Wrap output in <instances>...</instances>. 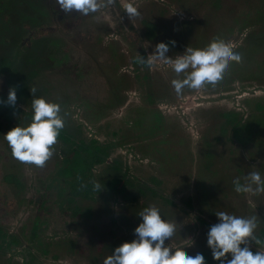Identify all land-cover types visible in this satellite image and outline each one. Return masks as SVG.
<instances>
[{
    "label": "rangeland",
    "instance_id": "rangeland-1",
    "mask_svg": "<svg viewBox=\"0 0 264 264\" xmlns=\"http://www.w3.org/2000/svg\"><path fill=\"white\" fill-rule=\"evenodd\" d=\"M102 2L105 7L83 15L63 12L56 0H0V96L7 99L9 89L15 87V107L25 113H33L36 98L58 103L63 129L74 140L88 144L94 139L109 149L106 163L92 169L100 190L95 189L94 200L75 199L94 214L68 227L63 220L71 221L70 211L64 216L55 206H47L49 211L42 213L45 220L39 222L42 228L33 236L31 219L37 211L28 201L27 189L39 188L52 175L55 155L62 147L57 141L52 159L43 166L14 158L3 135L16 126H28L31 119L0 104V182L5 175L20 180L19 186L12 182L0 186V197L16 204L6 227L7 235L16 241L3 248L5 257L20 264H103L116 247L135 238L139 213L156 206L176 230L168 245L173 255L202 252L214 261L207 247L210 227L206 223L218 222L216 212L255 216L256 236L264 227V193H237L233 185L238 177L244 183L252 171L264 176V0H220V6H213L211 0H131L140 13L131 19L124 12L128 0ZM247 6L251 8L248 14ZM119 8L140 37L146 36L144 31L150 26L153 39L143 38L140 49L126 41L128 22ZM257 8L258 15L254 13ZM221 24L223 32L216 28ZM217 35L242 57L219 85L199 92L185 88L177 95L171 81L183 79V73L178 76L161 61L147 68L151 78L166 83L161 84L160 94L152 93L138 78L145 70L137 71L133 58L146 59L157 43L175 41L167 55L176 59L193 43L199 42L198 48L206 50ZM148 94L154 104L148 103ZM146 109L161 114L169 125L163 136L160 128L152 137L166 139L161 146H150L152 133L145 131L149 124L140 129L135 126ZM237 121L250 127L239 132L249 137L245 143L232 135ZM150 129L154 131L151 125ZM175 152L180 154L177 163L170 156ZM109 164L118 167V176L124 174L157 195L147 190L148 195L141 197L136 189L124 196L110 195L101 183L105 173L113 172ZM50 180L45 183L48 201L63 202L69 187L57 196L59 184ZM251 249L264 251V244L253 243Z\"/></svg>",
    "mask_w": 264,
    "mask_h": 264
},
{
    "label": "clouds",
    "instance_id": "clouds-1",
    "mask_svg": "<svg viewBox=\"0 0 264 264\" xmlns=\"http://www.w3.org/2000/svg\"><path fill=\"white\" fill-rule=\"evenodd\" d=\"M59 8L65 13L73 11L88 15L105 7L102 0H56ZM112 4L113 0H107ZM124 12L131 19L140 15L137 6L131 0L124 5ZM175 45V41H170ZM169 44L159 42L154 52L145 59L139 55V63L151 67L155 61L170 65L183 79H173L171 84L177 95L185 88L197 92L219 85L233 62L240 63L241 54L234 50L229 42L214 41L206 50L187 47L184 54L172 59L167 55ZM190 69V70H189ZM34 91V89H33ZM17 90L9 89L6 103L15 106ZM5 101L0 100V104ZM33 115L31 123L26 127L16 126L4 136L14 158L36 166H43L52 156L53 147L57 143L60 131L64 128V119L58 103L48 102L44 98L32 100ZM233 180L237 193H264V176L259 171H252L243 178ZM99 188V183L94 184ZM218 222L210 226L207 233V247L212 259L219 264H264V251L251 249L254 243L262 245L256 235V217H241L224 211L215 213ZM141 222L134 229L135 238L124 242L107 256L103 264H206L205 256L197 253L195 256L184 252L172 254L168 247L175 238V228L170 226L161 216L159 208L150 206L140 213ZM167 246V247H166Z\"/></svg>",
    "mask_w": 264,
    "mask_h": 264
},
{
    "label": "trees",
    "instance_id": "trees-1",
    "mask_svg": "<svg viewBox=\"0 0 264 264\" xmlns=\"http://www.w3.org/2000/svg\"><path fill=\"white\" fill-rule=\"evenodd\" d=\"M234 1H236V0H234ZM211 2H212L213 6H217V5H219L220 0H211ZM246 9H247L246 14H248L250 12L251 8L247 6ZM254 10H255V12H254L255 14L258 15L260 13V9L257 8ZM122 13H123V10L120 9L119 14L122 15ZM250 14H252V13H250ZM122 16L125 17V22H128V27H127L126 33H125V39L128 43L135 45L140 49L141 45L143 43V40H142L143 38H145L149 41H151L153 39L152 34L150 33L151 28L149 25L147 26L146 30L144 31L146 36L140 37V34L131 25V22L128 21V18L124 15H122ZM187 24H190V22H188ZM216 28H219L221 30V32H223V29L225 27L223 26V24H221ZM195 29H198V28H195ZM221 36L222 35H219V36L217 35L216 37H214V39L212 41H209V43H208L209 46H211V44L218 39L223 41L224 39H222ZM225 38H227L226 35H225ZM163 42L166 44H169V48H171L172 44L170 43L169 40H165ZM198 43H193L192 48H198L199 47ZM113 58H114V56H113ZM115 58H117V56ZM235 64L236 63L231 64V66H230L228 72L226 73L225 77L231 73ZM133 65L135 66V69L137 71H139L140 69L145 70V72L141 76H138V78L143 80V82H146L148 89L152 93L160 94L159 93L160 87L163 88L161 86V84L165 85L166 83L164 82L165 83L164 84L163 82H161V84H160L159 82H157L153 78H151L149 71L147 70L148 66L141 65L139 63L138 58H133ZM117 69H118V65L116 63L114 66L115 75L117 73ZM258 70L259 71L261 70L260 72H262V69H260V64H258ZM114 82L116 84H118L116 81H114ZM129 82H130L129 79H126L127 85ZM147 98L149 100L148 103L154 104V100H152L151 94H148ZM0 100L5 101V103L1 104L2 106L7 107V108H12L16 112H20L23 115H25L26 118H30V119L32 118L33 113H25L22 110L16 108L15 106H9L6 103L7 99H5L1 96H0ZM113 100L116 102V97L113 98ZM256 107H257V109H262V107L258 104ZM223 116H225V114H223ZM139 118H140V120L135 121V126H137V128L140 129V128H142L143 125L149 124L147 126V128L145 126V129H146L145 131H146V133H149V132L152 133L151 138L157 132L156 129L159 130L161 128L160 133H162V136H163V132H167V129H169V125L167 124L165 118H163L161 114L156 113L153 110H147V109L144 110L141 113ZM154 124H156V126H154ZM150 125H151V128L154 130L153 132L151 131V129H150V131L147 130L148 128H150ZM233 127H235L233 129V133H232L234 139L237 141H240L241 143H245V141H247L249 139V137L248 138L241 137L240 133H241V131H244V130H248V131L250 130V127L248 126V124L244 123L243 125H238V121H237ZM134 130H136V128ZM57 141H59L60 147H62V149L59 151L61 153H59L58 157L55 155V159H54L55 162L53 163L54 168H55L54 172L52 173V175L47 177L44 181L43 180L41 181L39 188L31 189V187H30L27 189V192L31 193V197L28 199V201L32 202L31 206L35 207L36 211H37V213H35L33 215V218L31 219L32 220V222H31L32 228L30 229V231H31L33 236H35L36 230L39 231L42 228V225L39 224V222H43L45 220L42 216V213L49 211V209H47V206H48V208L51 205L55 206L58 210H61V212L63 213L64 216H65V214L67 215L68 212L70 211L69 213L72 217L71 221L67 222V221L63 220L64 225H68V227L69 226L76 227L79 225L82 217L86 216L89 218L94 214L93 213L94 211H92V209L89 206L82 207L78 204V202L75 201V199L78 197H81L83 199H91V200L93 199L94 200V191L96 189V188H94V184L97 182H95L96 179H95V175H94L92 169L95 166H100V165L105 164L106 159L109 157V154H108L109 149L107 146L98 144L94 139H91L88 144H86L85 140L80 139V138H78L77 140H74L72 138V136L67 131H65L64 129H62L60 131V134L57 138ZM165 141H166V139H162L161 137H160V140H157V141L153 140V138H152V142H151L150 146H152V147H155L157 145L161 146V144L164 143ZM9 149H10V147H9ZM10 151H11V149H10ZM2 155L3 154L0 153V158L2 157ZM173 155L170 154L171 160L173 161L175 159V163H177L179 161L180 154L175 152ZM7 156L9 157L10 153L5 155L4 157H7ZM208 157H210V156H208ZM51 159H52V157H51ZM109 165L112 166L113 172L112 173H105V177H104V179L101 180V183L106 186V190L108 189L110 195L116 194V195L124 196L128 192L127 190H134V189H136V191L140 194L141 197H143L144 194L146 196L148 195V194H146L147 190H149V192L151 193V196H153L152 194L157 195V192L155 190H152L149 187H144L147 190L143 189V187L141 185H139V184L137 185L130 178L127 179L124 174H122L121 176H118L117 174H115V172L118 171V167L116 165H114V166L111 164H109ZM107 167L109 168L108 165H107ZM9 176H11V175H5L4 178H2L1 182L3 183V185H5L4 183H11V182L15 186L20 185V180L16 176H11V177H9ZM49 180L52 181V183L59 184V186L56 188V195L57 196H61L62 192H64V187H66V186L69 187L68 196H67V198H65V200L63 202L61 201L60 203H55V205H54L52 202L48 201L49 196H47V195L49 194L50 191L48 190V187L45 183H47ZM1 182H0V186H2ZM99 191L100 190L98 189L97 192H99ZM10 203L11 202H8V201L4 200L2 197H0V251H1V253H0V264H20L17 262H12L10 260V258H6L5 257L6 252L4 251V249L9 247L11 245V243L14 244L16 241L15 237L11 236V238H10V236L7 235L8 228H6V227H8L10 225L9 222H11L13 219V213L15 211L14 208L16 207L15 202H12L11 205H9ZM187 205L189 207H191L190 202H188ZM64 206H66V208ZM63 207L65 208L64 210H62ZM50 209H51V207H50ZM110 221H111V224L115 223L113 218ZM43 225H44V223H43ZM206 225L208 227H210V225H208L207 223H206ZM257 237L262 242H264V227L259 229V234L257 235ZM8 238H9V240H8ZM257 246H260V245H257ZM112 247L113 246H111V248ZM200 253H202V252H200ZM202 254L205 256L206 264H219V262L210 261L207 254H205V253H202ZM22 264H26V263H22Z\"/></svg>",
    "mask_w": 264,
    "mask_h": 264
}]
</instances>
